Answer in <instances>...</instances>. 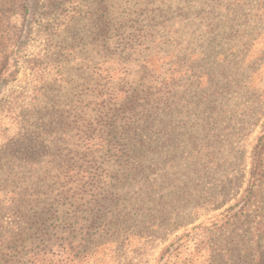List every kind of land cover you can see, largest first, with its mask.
Instances as JSON below:
<instances>
[{"label":"rangeland","instance_id":"1","mask_svg":"<svg viewBox=\"0 0 264 264\" xmlns=\"http://www.w3.org/2000/svg\"><path fill=\"white\" fill-rule=\"evenodd\" d=\"M262 130L264 0H0V264H257Z\"/></svg>","mask_w":264,"mask_h":264},{"label":"trees","instance_id":"2","mask_svg":"<svg viewBox=\"0 0 264 264\" xmlns=\"http://www.w3.org/2000/svg\"><path fill=\"white\" fill-rule=\"evenodd\" d=\"M264 184V130H262L255 141L253 147V158L251 168L249 172V178L247 185L243 190L239 202L241 207L249 204L257 193V189ZM255 245L252 251H254V258L257 264H264V219L259 222L256 228ZM59 252L53 251L46 253L33 252L28 253L26 259L12 258L9 260L11 263L21 264H54L53 259L58 256ZM50 255V256H49ZM54 256V257H52ZM1 259V258H0Z\"/></svg>","mask_w":264,"mask_h":264}]
</instances>
